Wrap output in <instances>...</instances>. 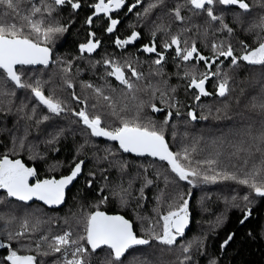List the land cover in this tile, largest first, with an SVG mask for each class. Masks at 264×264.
<instances>
[{"label":"trees","instance_id":"trees-1","mask_svg":"<svg viewBox=\"0 0 264 264\" xmlns=\"http://www.w3.org/2000/svg\"><path fill=\"white\" fill-rule=\"evenodd\" d=\"M89 1H80L83 8L75 14L76 25L64 35H56L58 43L48 67L17 70L22 83L31 87H18L0 70V159L7 155L21 160L26 167L35 169L37 180L57 178L68 173L76 162L83 164L81 176L67 190L65 204L59 208L11 200L0 189V242L6 239L12 249H26L32 241L30 251L38 264H64L63 259L71 256L77 245L69 244L61 252L53 251L50 245L54 236L70 232L71 240L88 249L83 257L86 264H103L113 259L111 250L103 246L93 253L86 240H79L86 236L89 215L99 209L122 214L132 222L136 234L150 239L148 245L128 250L116 264H264V197L257 196L246 184L224 178L232 174L258 186L262 183V177L253 179L247 174L264 161V153L256 150L258 141L254 139L264 132V66L244 61L232 66L230 60L221 57L223 63L217 61L211 68L219 75L206 84L212 94L197 101V90L189 87L190 76L186 73H194L199 79L209 71L204 62H185L172 49L163 64H135L131 51L121 61L131 66L125 69V79L132 84L129 89L106 76L110 69L101 68L97 54H81L78 49L86 35L83 16ZM146 1H140V9ZM43 2L44 9L55 5L53 0ZM164 2L160 10L168 16L162 17H176L175 9L180 7L185 26H190L188 37H178L181 48L186 46L184 41L187 47L195 42L208 63L214 58L213 43H223L225 48L231 44L234 54L242 56L264 42V0H245L250 6L248 11L214 5V14L223 17L231 33L219 21H210L207 14L188 16L187 0ZM30 9V1L23 0L19 15L0 6V20L23 26L24 33L32 38L33 31L24 19L27 16L30 20ZM134 12L124 10L118 16L122 19L117 32L129 30ZM147 16L143 11L136 17ZM105 24L104 20L95 21L101 39L97 53L114 47L115 35L107 32ZM146 31L145 27L141 32ZM131 68L139 78L132 75ZM225 74L229 92L220 97L217 85ZM33 87H39L46 98L58 101L64 111L51 113L34 95ZM105 96L109 99L105 100ZM153 105L161 110H153ZM81 110L90 116L100 115L102 126L108 130L122 126L124 121L154 126L163 132L171 151L181 154L180 163L197 175L180 180L165 161L124 153L116 142L93 136L75 115ZM113 111L116 115H112ZM191 111L196 115L194 120L188 115ZM169 112L172 115L168 118ZM205 176L217 179L205 181ZM185 200L187 232L177 236L172 245L154 239V234L163 232V216L176 211ZM25 221L31 230L18 236L17 226ZM64 250L69 252L63 254ZM4 263L0 253V264Z\"/></svg>","mask_w":264,"mask_h":264},{"label":"snow or ice","instance_id":"snow-or-ice-1","mask_svg":"<svg viewBox=\"0 0 264 264\" xmlns=\"http://www.w3.org/2000/svg\"><path fill=\"white\" fill-rule=\"evenodd\" d=\"M55 5H64L66 0H53ZM71 4L73 9L80 8L79 2H72L67 0ZM125 4V0H99L98 3L94 4L95 14L103 13L108 16L110 20V26L107 27V32L112 33L119 23L118 20L112 19L109 13L115 9H120ZM187 4L191 5L192 10H201L206 12L207 17L210 21H219L223 29L231 33L232 28L223 22V17L214 14V5H225L238 6L242 10H249L250 6L245 0H187ZM0 6L6 11L10 10L12 13L19 15L18 9L20 8V0H0ZM134 7V5H133ZM46 11L51 14L52 7L46 6ZM131 11V9H129ZM33 13L41 12L39 7L32 9ZM198 14V13H197ZM176 19L182 20L180 7L175 9ZM25 20H28L31 30L38 35H43L44 40L48 41L53 33H59L65 31L62 26L52 27L49 26L47 29L41 30L40 24L32 22L29 17L25 16ZM89 24L93 23L91 17H89ZM94 35V34H92ZM138 37V33L133 32L131 37L126 40H116L118 46H122L132 41H135ZM185 47L181 48V40L177 36H173L170 43L164 45L165 48L175 46V52L178 57L183 61L196 59L204 62L209 71L202 73L200 78L197 79L194 73H186V76H190L189 87L198 90V94L195 95L194 99L199 101L202 96H209L210 93L206 89V84L211 80L212 77L219 75L218 72L211 71L213 65L217 64V61L223 63L221 57L224 60H230L232 66H239L240 61H244L249 65H261L264 66V42H260L257 47L251 50H246L242 56L234 54V49L231 44H228L225 48L223 43L212 44V52L214 58L211 63H208V58L202 55L195 42L187 47V41H184ZM99 46L98 41L89 40L88 43L80 45L81 53L93 52ZM144 51L156 52L155 46H145ZM51 50L48 47H43L40 43L33 41L28 35L24 33L23 26H17L15 23H6L0 20V70L18 87H31V85L22 83L21 76L17 74V65H36L49 63ZM164 56L159 55V58L154 61L155 64L159 65L163 61ZM110 64V61H105ZM129 67H131L129 65ZM109 75H113L121 83L126 84L129 89L132 88V84L125 79L124 71L119 65H113L112 71ZM132 75L139 78V74L135 69H132ZM88 87H92L88 85ZM32 92L39 99V101L46 105L47 109L51 113L59 114L64 111V108L58 101H54L51 98H46L45 95L40 91L39 87H33ZM98 94H102L100 89H96ZM229 92L228 88V76L225 74L217 85V94L220 97H225ZM108 100L109 97H103ZM78 99V98H77ZM264 108V105L261 106ZM153 110L160 111L155 105ZM179 113H177L178 115ZM87 128L91 130V134L95 137H106L112 141H118L119 147L124 152H133L138 155L148 154L153 157H158L161 161H166L171 167V171L175 173L180 180H188L189 176H196L197 172L185 168L180 163V153H173L170 151L168 143L166 142L165 136L162 131H158L153 126L152 128L141 126L139 122L130 123L124 121L122 126L115 127L113 130L102 126V118L100 115L90 116L86 110H81L75 113ZM112 115H116L113 111ZM172 113H168V117H171ZM188 115L194 120L196 115L194 112H189ZM47 120L48 117H43ZM168 123V118L164 121ZM258 141L256 150L264 153V132L260 136L255 137ZM243 150V149H240ZM187 150H185L186 153ZM185 158H187L185 156ZM81 171V164H76L74 170L70 175L60 179H45L37 180L35 183H30L31 177L36 175V171L33 168L26 167L19 159H10L5 155L0 159V189L6 190L8 197H15L19 201H29L34 197L38 200L43 201L48 205H59L64 200V189L69 185ZM255 179V177H262L261 185H257L255 182L249 183L247 178H239L236 175L229 174L225 176V179L237 180L240 184H246L249 188H252L257 196L264 197V161L260 168L254 169L252 173H249ZM216 176H205V181L215 182ZM192 183V181H189ZM248 199L247 196L244 197ZM2 219V217H0ZM247 219V216H245ZM163 232L162 234H154L153 238L158 240L160 243L165 245H172L176 241V237L182 235L185 227L188 224V202L185 200L183 204L176 211H169L167 215L163 216ZM243 223V221H241ZM25 231L27 230V221L23 225ZM86 236L79 237V240H86L87 244L91 246V251L95 253L102 246H107L110 249L109 255L113 257L111 260H106L103 264H116L121 260V257L135 245H147L150 243L148 239L139 238L133 231L132 224L125 219L123 216L106 215L104 212L96 211L92 213L87 220L86 225ZM18 236L23 235V232L17 233ZM11 238V235H10ZM231 239V237H229ZM54 242L50 245L55 252H61L62 248L66 250V246L69 244L77 245L75 250L71 253V259H66L65 264H86L84 255L88 252V249L80 246L77 240H71V233L66 232L61 236L53 238ZM0 247L4 245L0 244ZM187 251V249H184ZM6 260L10 264H36V258L31 255H19L16 251H12Z\"/></svg>","mask_w":264,"mask_h":264},{"label":"flooded vegetation","instance_id":"flooded-vegetation-1","mask_svg":"<svg viewBox=\"0 0 264 264\" xmlns=\"http://www.w3.org/2000/svg\"><path fill=\"white\" fill-rule=\"evenodd\" d=\"M23 1H30L31 9H30V20L32 22H37L40 24L41 30L43 31L44 29H47L49 26L56 27V26H62L65 31L59 32V33H53L48 41L44 40L43 35H38L33 31L32 33V40L35 42L40 43L41 46L43 47H48L51 50V59L50 62L47 66H44L43 64H36V65H20L16 68L18 70L20 67H37L35 69H38L39 67H48L52 62H53V54L55 52V48L57 46L58 41L56 40V35L59 34H65L70 28L74 25H76V21L78 19L77 16H75L76 12L80 9H73L71 7V4L67 2L64 5H54L52 7V12L49 14L48 11H46L43 8L44 2L43 0H23ZM81 0H72V2H79ZM84 1V0H82ZM140 1L141 0H125V4L120 8V9H115L112 12L109 13V16H111L112 19H116L119 21L117 24L116 28L118 29L121 25L120 20L122 17H118L120 14L123 13L124 10L129 11L131 9L134 12L133 20L130 22V28L126 32H117L116 28L112 32L115 35V38L112 41L113 48L110 51H103L97 53V51L100 49L101 45V39L96 31L95 27V21L97 20H104L105 27L110 26V20L108 19V16H105L103 13L100 14H95V9L93 7L94 4L98 3L99 0H91L89 1L88 4L86 3V7H88V12L83 16L84 17V25L87 27L86 28V35L85 39L80 41L78 44V49L80 51V45L88 43L89 40L98 41L99 46L91 53L84 52L86 54H97L98 58H100L101 61V68H109L110 72L112 71V66L113 65H119L122 70L125 72V78H126V68H129V65H124L121 63V61L125 60L126 55L133 51L134 53V58L136 59L135 64H145V63H154L156 59L159 58V55L162 54L164 56L163 61L166 59L168 51H171L172 49L175 50V47L172 46L170 48H165L164 45L166 43H170L171 39L173 36L177 37H182L186 38L188 37V34H190V26H185V17H183V10L180 8L181 16L183 17L182 20L176 19V17H162V16H168V13H166L164 10L161 11L160 9L163 8V5H165L164 0H147L145 5L140 9ZM86 2V1H85ZM105 3H107V0H105ZM134 5V7H133ZM83 5L80 3L81 9ZM39 7L41 9V12L39 13H33L32 9ZM63 8H65L68 12L62 13L61 11H64ZM140 9V10H139ZM191 6L187 5V15L188 16H193L195 17H206V12H203L201 10H196V11H191ZM139 10V11H138ZM145 12L147 14V17H136L142 14V12ZM165 12V13H164ZM197 13H201L198 14ZM32 15V17H31ZM144 15V14H143ZM89 17L92 18L93 23L89 24L87 21ZM140 21V22H139ZM195 21V20H194ZM143 22V23H142ZM141 27V28H140ZM147 28V31L142 33V29ZM183 29L185 30L184 32ZM133 32L138 33V37L135 41H132L131 43L118 46L116 44V40H126L129 39L132 35ZM94 34V35H92ZM155 46L156 52H146L144 51L145 46ZM81 53V51H80ZM176 53V52H175ZM83 54V53H81ZM105 61H110V64L105 63ZM163 61L161 64H163ZM97 63V61H96ZM132 69V68H131ZM109 71H106V76L109 77H114V79L117 82H121L116 79L115 76L109 75ZM98 81H94V83H97ZM198 94V90H197ZM80 177V176H79ZM42 180V179H40ZM37 179H34L32 177L31 183H35ZM77 181V180H76ZM4 190V189H3ZM4 193H7L6 190H4ZM67 195V194H66ZM8 198V197H7ZM11 199V198H8ZM14 200V199H11ZM17 201V200H15ZM21 202V201H18ZM24 203V202H22ZM37 204L38 206L45 207V208H50L45 206L44 204L40 202H32ZM32 203H26V204H32ZM65 204V203H64ZM56 208V207H55ZM59 208V207H58ZM99 210V209H97ZM139 237H144L141 235L136 234ZM180 236V235H179ZM145 238V237H144ZM39 239L36 240V245L38 244ZM0 244L4 245V247H0V253L1 257L4 260V264H10L6 260V257L12 252L16 251L17 254L19 255H31V256H36L34 253H32L30 250L33 247L32 241L28 244L27 248L24 249L23 247L20 249V247H14L12 249L11 244L8 240L4 239L3 241L0 242ZM36 258V257H35ZM38 261L36 260V264Z\"/></svg>","mask_w":264,"mask_h":264},{"label":"water","instance_id":"water-1","mask_svg":"<svg viewBox=\"0 0 264 264\" xmlns=\"http://www.w3.org/2000/svg\"><path fill=\"white\" fill-rule=\"evenodd\" d=\"M231 6H235V5H231ZM236 7H238V6H236ZM50 59H51V52H50V58H49V62H50ZM49 64V63H48ZM47 64V65H48ZM47 65H44V66H47ZM18 66V65H17ZM13 82V81H12ZM13 83H15V82H13ZM191 112H194V111H191ZM169 118V117H168ZM102 138H104V139H107L106 137H102ZM107 140H109V139H107ZM110 141H112V140H110ZM114 142H116L117 143V145L119 146V142L118 141H114ZM167 142V141H166ZM120 148V147H119ZM121 149V148H120ZM170 149V148H169ZM122 151H123V149H121ZM171 151V150H170ZM124 152V151H123ZM124 153H127V154H131V155H134V156H137V157H142V156H149V157H153V156H150V155H148V154H143V155H138L137 153H133V152H124ZM153 158H156V159H158V160H160L158 157H153ZM166 162V161H165ZM81 164V171H80V173L76 176V178L69 184V185H67L66 187H65V189H64V200H63V202L62 203H60L59 205H48V204H45L43 201H41V200H38V199H36L35 197L32 199V200H29V201H21V202H24V203H32V202H34V201H36V202H40V203H42V204H44L45 206H47V207H50V208H55V207H61V206H63L64 205V203H65V200H66V194H67V190L68 189H70L72 186H73V184L76 182V180L78 179V177H79V175L81 174V172H82V168H83V164H82V162H80V161H78V162H76L74 165H73V167L70 169V171L68 172V173H66V174H64V175H61V176H59L58 178H50L49 180H51V179H55V180H60V179H62V178H64V177H66V176H68V175H70L71 174V172L74 170V168H75V166H76V164ZM167 163V162H166ZM31 179H32V177L30 178V180H29V182L31 183ZM42 180H45V179H42ZM10 198H14V199H16L15 197H10ZM94 212H96V211H94ZM93 212V213H94ZM101 212H104L106 215H110V216H115V215H119V216H123V215H121V214H119V213H108V212H106V211H101ZM124 217V216H123ZM125 218V217H124ZM126 219V218H125ZM128 220V219H127ZM130 223H131V221L130 220H128ZM132 224V223H131ZM133 226V225H132ZM188 226H189V220H188V224H187V226L185 227V229H184V232H186L187 231V229H188ZM133 231H134V228H133ZM134 233H135V231H134ZM136 234V233H135ZM139 237V236H138ZM139 238H143V237H139ZM144 239V238H143ZM148 245V244H147ZM90 246V245H89ZM135 246H146V245H135ZM132 247H134V246H132ZM90 248H91V246H90ZM122 258V257H121Z\"/></svg>","mask_w":264,"mask_h":264},{"label":"rangeland","instance_id":"rangeland-1","mask_svg":"<svg viewBox=\"0 0 264 264\" xmlns=\"http://www.w3.org/2000/svg\"><path fill=\"white\" fill-rule=\"evenodd\" d=\"M19 21H20V19H19ZM23 225H24V222L23 223H21L20 225H18L17 227V232H19V233H21V232H23V233H28L31 229H29V224H28V222H27V230L25 231V229H24V227H23ZM30 225H31V223H30ZM61 235H63V234H61ZM61 235H56V236H61ZM56 236H54V237H56ZM69 252V250L68 251H63V254H67ZM66 259H71V256H69V257H67ZM66 259H63V263L65 264V260Z\"/></svg>","mask_w":264,"mask_h":264},{"label":"bare ground","instance_id":"bare-ground-1","mask_svg":"<svg viewBox=\"0 0 264 264\" xmlns=\"http://www.w3.org/2000/svg\"><path fill=\"white\" fill-rule=\"evenodd\" d=\"M232 7H236V6H232ZM238 8H239V7H238ZM244 11H246V10H244ZM247 11H248V10H247ZM18 66H20V65H18ZM18 66H16V68H17ZM201 98H202V97H201ZM169 148H170V147H169ZM170 150H171V149H170ZM142 157H146V156H142ZM147 157H148V156H147ZM155 159H156V158H155ZM81 174H82V172H81ZM81 174H80L79 176H81ZM57 178H58V177H57ZM78 178H79V177H78ZM7 197H8V196H7ZM8 198H10V197H8ZM11 199H14V198H11ZM14 200H17V199H14ZM17 201H19V200H17ZM56 208H58V207H56ZM94 211H103V210H94ZM94 211H93V212H94ZM93 212H92V213H93ZM92 213H91V214H92ZM91 214H90V215H91ZM119 214H120V213H119ZM90 215H89V216H90ZM121 215H122V214H121ZM125 218H126V217H125ZM126 219H127V218H126ZM128 220H129V219H128ZM188 220H189V216H188ZM131 223H132V222H131ZM132 225H133V224H132ZM188 228H189V226H188ZM187 230H188V229H187ZM186 232H187V231H186ZM186 232H183V234L186 233ZM143 238H144V237H143ZM144 239H146V238H144ZM148 240L150 241V239H148ZM87 245H88V244H87ZM88 247H89V249L91 250V248H90L89 245H88ZM102 247H103V246H102ZM105 247H107V246H105ZM134 247H136V246H134ZM134 247H131V248H134ZM131 248H130V249H131ZM130 249H129V250H130ZM126 253H127V252H126ZM126 253H125V254H126Z\"/></svg>","mask_w":264,"mask_h":264}]
</instances>
